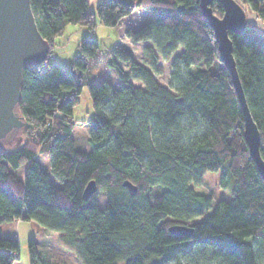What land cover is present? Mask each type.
Returning a JSON list of instances; mask_svg holds the SVG:
<instances>
[{"label":"trees","instance_id":"obj_1","mask_svg":"<svg viewBox=\"0 0 264 264\" xmlns=\"http://www.w3.org/2000/svg\"><path fill=\"white\" fill-rule=\"evenodd\" d=\"M241 1L264 23V0ZM30 6L49 51L23 70L17 111L25 125L0 145V230L4 222L33 220L57 232L81 264H264V179L249 156L241 107L199 0H98L95 11L89 0ZM136 8L151 17L124 35L150 41L143 52L151 67L158 55L168 60L182 48L167 87L128 50L101 47L91 36L81 38L69 67L50 58L67 23L116 26ZM212 10L222 15L217 1ZM229 37L264 162V36L247 21ZM101 62L115 71L117 87L95 82L92 69ZM85 85L93 112L77 120L73 108ZM76 124L89 128L88 150L74 145ZM39 157L50 160L49 172ZM218 170L231 198L212 206L192 184ZM90 180L96 191L83 198ZM173 223L191 225L192 233L171 234ZM27 248L28 264H58L33 238ZM17 259V239L0 235V264Z\"/></svg>","mask_w":264,"mask_h":264},{"label":"water","instance_id":"obj_2","mask_svg":"<svg viewBox=\"0 0 264 264\" xmlns=\"http://www.w3.org/2000/svg\"><path fill=\"white\" fill-rule=\"evenodd\" d=\"M217 1L222 15H216L212 4ZM202 16L212 28L217 43L218 57L229 71L232 84L241 107L242 136L250 158L264 179V162L260 156V132L248 109L244 92L238 77L229 33L240 34L247 26L245 8L237 0H199ZM49 51V44L40 34L31 11L30 0H0V145L12 143L25 121L17 111L21 96L23 70L43 61ZM123 185L131 191L136 186L129 180ZM96 191L94 180L85 185L82 196L88 198ZM168 231L176 236H189L192 227L173 223Z\"/></svg>","mask_w":264,"mask_h":264},{"label":"rangeland","instance_id":"obj_3","mask_svg":"<svg viewBox=\"0 0 264 264\" xmlns=\"http://www.w3.org/2000/svg\"><path fill=\"white\" fill-rule=\"evenodd\" d=\"M98 0H89V9L95 11V5ZM241 2L246 10V17L249 25L257 29L258 36H264L262 20L255 13L250 12L246 5ZM151 14L140 8H136L128 17L123 18L117 26H105L96 20L94 29L89 30L86 26L80 24L67 23L64 32L60 37H57L53 46L54 60L62 66L70 64L72 58L77 53L79 41L83 36H91L101 47L112 48L120 46L128 50L136 63L141 64L151 70L159 84L168 86L171 63L176 55H179L182 48L179 47L168 60L163 59L158 55L156 64L151 67L149 58L143 52L144 45H150V41L132 43L124 32L127 28H135L141 25L146 19L150 18ZM97 18V17H96ZM264 51V47L261 46ZM125 71L129 70V62H120ZM95 77V82H107L113 87L118 86V78L112 68L107 67L103 62L92 69ZM135 85H141L138 81H132ZM93 112L91 99L87 86H83L79 95V102L73 108V116L78 119L88 118ZM88 135L89 128L87 125L76 124L72 130L74 145L80 150H88ZM42 168L49 172L50 160L48 158L39 157ZM222 170L207 171L202 176L200 184H192L195 191L209 195L212 198V206L220 199L230 200L231 195L228 187L221 185ZM50 180L57 182L50 175ZM58 183V182H57ZM157 190V189H156ZM104 196L100 195V206L103 207ZM0 235L4 237H13L18 241V259L14 264H28V248L27 241L33 238L36 246L39 249L46 250L58 264H81L73 252L61 247L58 233L46 230L33 220H16L4 222L1 224ZM264 263V256L261 255ZM117 264H124L123 261H118Z\"/></svg>","mask_w":264,"mask_h":264},{"label":"crops","instance_id":"obj_4","mask_svg":"<svg viewBox=\"0 0 264 264\" xmlns=\"http://www.w3.org/2000/svg\"><path fill=\"white\" fill-rule=\"evenodd\" d=\"M129 15H130V14H129ZM129 15H127V16H125V17H123V18H126V17H128ZM123 18H122V19H123ZM122 19H121V20H122ZM116 26H117V25H116ZM56 39H57V38H56ZM56 39H55V43H57V42H56ZM54 59H55V58H54ZM60 65H61V64H60ZM69 65H70V64H69ZM61 66H62V65H61ZM63 67H69V66L66 65V66H63ZM17 221H18V220H17ZM13 264H14V262H13Z\"/></svg>","mask_w":264,"mask_h":264},{"label":"built area","instance_id":"obj_5","mask_svg":"<svg viewBox=\"0 0 264 264\" xmlns=\"http://www.w3.org/2000/svg\"><path fill=\"white\" fill-rule=\"evenodd\" d=\"M54 55H50V58H53Z\"/></svg>","mask_w":264,"mask_h":264}]
</instances>
